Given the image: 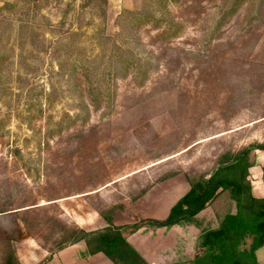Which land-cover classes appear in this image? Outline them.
I'll use <instances>...</instances> for the list:
<instances>
[{
    "label": "rangeland",
    "instance_id": "obj_1",
    "mask_svg": "<svg viewBox=\"0 0 264 264\" xmlns=\"http://www.w3.org/2000/svg\"><path fill=\"white\" fill-rule=\"evenodd\" d=\"M263 116L264 0H0V264L207 178Z\"/></svg>",
    "mask_w": 264,
    "mask_h": 264
},
{
    "label": "crops",
    "instance_id": "obj_2",
    "mask_svg": "<svg viewBox=\"0 0 264 264\" xmlns=\"http://www.w3.org/2000/svg\"><path fill=\"white\" fill-rule=\"evenodd\" d=\"M261 118L264 120V116ZM256 120L248 122L247 127L255 124ZM252 142L251 144L264 143V139L261 141L253 139ZM252 161L253 164L248 169L252 193L256 197H264V171L262 169L264 150H254ZM189 188L188 175L174 173L161 181L152 183L145 193L135 198L133 207L136 212L126 215L123 220L119 219V215L123 212L120 208H115L112 213L108 214V219L95 211H89L85 215L72 214L70 215L71 220L86 232L103 230L112 225L116 227L130 225L134 223L135 215L141 219L164 221L171 206ZM235 212V202L228 191L224 190L188 222L180 221L164 227L144 224L136 232L126 233L124 236L148 264H185L186 262L192 264V260L198 255L197 252L200 249L198 239L201 232L216 228L226 214ZM22 243L27 250L25 254L16 250L15 256L19 264H113L103 253H89L83 240L63 246L54 252H48L31 237L25 238Z\"/></svg>",
    "mask_w": 264,
    "mask_h": 264
},
{
    "label": "trees",
    "instance_id": "obj_3",
    "mask_svg": "<svg viewBox=\"0 0 264 264\" xmlns=\"http://www.w3.org/2000/svg\"><path fill=\"white\" fill-rule=\"evenodd\" d=\"M256 149L264 150V143L244 147L234 157L220 162L208 178L189 179V190L171 206L165 220L182 217L181 221L188 222L224 190L235 202L234 214H226L216 228L201 232L198 247L204 251L194 257L192 264H259L256 251L264 246V197L254 196L248 179V169L253 164L248 158ZM102 216L108 219V215ZM151 221L141 219L92 232L79 229L81 236L72 243L85 241L89 253H103L113 264H148L124 234L134 233L144 224L152 225ZM6 264L13 263L9 259Z\"/></svg>",
    "mask_w": 264,
    "mask_h": 264
},
{
    "label": "water",
    "instance_id": "obj_4",
    "mask_svg": "<svg viewBox=\"0 0 264 264\" xmlns=\"http://www.w3.org/2000/svg\"><path fill=\"white\" fill-rule=\"evenodd\" d=\"M181 220H182V217H179V218L173 219V220H164V221L153 220V221H151V224L155 225V226H159V227H164V226H170V225L177 224Z\"/></svg>",
    "mask_w": 264,
    "mask_h": 264
}]
</instances>
